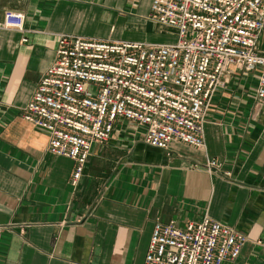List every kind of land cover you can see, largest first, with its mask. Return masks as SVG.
Listing matches in <instances>:
<instances>
[{
    "label": "crops",
    "instance_id": "obj_1",
    "mask_svg": "<svg viewBox=\"0 0 264 264\" xmlns=\"http://www.w3.org/2000/svg\"><path fill=\"white\" fill-rule=\"evenodd\" d=\"M152 1L0 0V11L26 15L27 29H0V264H144L157 221L183 227L204 215L248 237L224 264H264V105L254 74L234 69L215 95L204 148H154L143 128L118 122L77 185L75 161L50 154L48 132L23 117L60 35L160 43L172 31L149 19ZM213 158L220 173L206 168Z\"/></svg>",
    "mask_w": 264,
    "mask_h": 264
},
{
    "label": "built area",
    "instance_id": "obj_2",
    "mask_svg": "<svg viewBox=\"0 0 264 264\" xmlns=\"http://www.w3.org/2000/svg\"><path fill=\"white\" fill-rule=\"evenodd\" d=\"M149 19L176 40L60 35L55 61L24 108V119L48 132L49 153L75 161L73 185L118 122L143 128L154 148L174 141L204 148L208 109L234 69L256 76L255 97L264 105V0H153ZM25 21L22 11H0V29L25 33ZM206 168L220 173L222 163L209 159ZM247 241L208 215L183 227L157 221L144 264H224Z\"/></svg>",
    "mask_w": 264,
    "mask_h": 264
},
{
    "label": "rangeland",
    "instance_id": "obj_3",
    "mask_svg": "<svg viewBox=\"0 0 264 264\" xmlns=\"http://www.w3.org/2000/svg\"><path fill=\"white\" fill-rule=\"evenodd\" d=\"M174 40H176V36L173 35L171 32L168 33L167 31H165L162 35L161 42H172Z\"/></svg>",
    "mask_w": 264,
    "mask_h": 264
}]
</instances>
